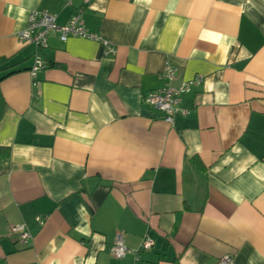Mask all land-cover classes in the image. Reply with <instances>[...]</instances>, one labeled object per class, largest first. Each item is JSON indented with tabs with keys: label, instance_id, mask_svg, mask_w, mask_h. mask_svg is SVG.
<instances>
[{
	"label": "crops",
	"instance_id": "0c3cea01",
	"mask_svg": "<svg viewBox=\"0 0 264 264\" xmlns=\"http://www.w3.org/2000/svg\"><path fill=\"white\" fill-rule=\"evenodd\" d=\"M79 4L0 0V264H264V0H91L113 55L19 40L30 13L62 26ZM166 63L171 87L204 77L173 125L142 102ZM118 232L152 247L115 258Z\"/></svg>",
	"mask_w": 264,
	"mask_h": 264
},
{
	"label": "built area",
	"instance_id": "2783aa9c",
	"mask_svg": "<svg viewBox=\"0 0 264 264\" xmlns=\"http://www.w3.org/2000/svg\"><path fill=\"white\" fill-rule=\"evenodd\" d=\"M73 0H66V5L71 6ZM79 6L75 9V13L69 21L62 26L56 23V17L48 11L32 12L28 17L27 28L18 35L22 42L30 43L39 51L47 46V38L51 33H58L59 39L64 42L69 36L89 39L100 42L104 49L105 55H113L115 47L99 34L90 33L83 21L82 14L84 9L88 7L91 0H78ZM45 67V62L41 57L35 55L33 66L30 70V76L35 79L39 70ZM177 68L166 63L162 73L163 79L167 82L166 86L147 92L142 97L143 104L159 110L164 114V121L169 125H173L177 116H186L189 110L181 106V98L183 95L189 94L192 88L201 85L204 82L203 76H196L190 80L183 81L178 87H171L169 83L174 79ZM40 222V219H37ZM13 232L19 234V242L23 245L27 244L31 236L24 225L17 226ZM152 247V242L145 239L140 250L131 251L127 249L123 242V234L118 232L115 240L111 245L109 252L115 258H122L127 254H132L137 261L139 251H147ZM218 264H233L231 257L225 256L218 260Z\"/></svg>",
	"mask_w": 264,
	"mask_h": 264
},
{
	"label": "trees",
	"instance_id": "16d2710c",
	"mask_svg": "<svg viewBox=\"0 0 264 264\" xmlns=\"http://www.w3.org/2000/svg\"><path fill=\"white\" fill-rule=\"evenodd\" d=\"M0 103H2V101L0 100Z\"/></svg>",
	"mask_w": 264,
	"mask_h": 264
}]
</instances>
